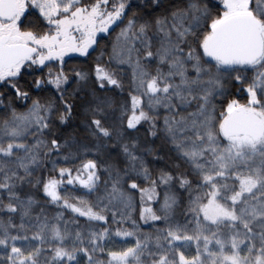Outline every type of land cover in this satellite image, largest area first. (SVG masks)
<instances>
[{
    "label": "snow or ice",
    "instance_id": "snow-or-ice-1",
    "mask_svg": "<svg viewBox=\"0 0 264 264\" xmlns=\"http://www.w3.org/2000/svg\"><path fill=\"white\" fill-rule=\"evenodd\" d=\"M0 264H264V0H0Z\"/></svg>",
    "mask_w": 264,
    "mask_h": 264
},
{
    "label": "trees",
    "instance_id": "trees-1",
    "mask_svg": "<svg viewBox=\"0 0 264 264\" xmlns=\"http://www.w3.org/2000/svg\"><path fill=\"white\" fill-rule=\"evenodd\" d=\"M95 55V54H94ZM84 58L79 57L78 55H71V58L66 57V60L68 61V66L72 67V66H78L81 64V62L83 61ZM130 72L131 70H128V75L130 76Z\"/></svg>",
    "mask_w": 264,
    "mask_h": 264
},
{
    "label": "rangeland",
    "instance_id": "rangeland-1",
    "mask_svg": "<svg viewBox=\"0 0 264 264\" xmlns=\"http://www.w3.org/2000/svg\"><path fill=\"white\" fill-rule=\"evenodd\" d=\"M71 55H77V54H71Z\"/></svg>",
    "mask_w": 264,
    "mask_h": 264
}]
</instances>
